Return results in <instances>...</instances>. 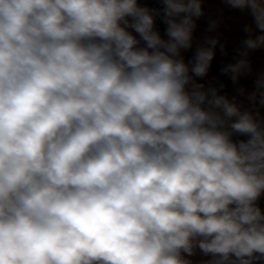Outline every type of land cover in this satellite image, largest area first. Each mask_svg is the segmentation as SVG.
<instances>
[{
  "label": "clouds",
  "instance_id": "obj_1",
  "mask_svg": "<svg viewBox=\"0 0 264 264\" xmlns=\"http://www.w3.org/2000/svg\"><path fill=\"white\" fill-rule=\"evenodd\" d=\"M159 3L0 0V264L264 261V122L193 84L201 0Z\"/></svg>",
  "mask_w": 264,
  "mask_h": 264
},
{
  "label": "crops",
  "instance_id": "obj_2",
  "mask_svg": "<svg viewBox=\"0 0 264 264\" xmlns=\"http://www.w3.org/2000/svg\"><path fill=\"white\" fill-rule=\"evenodd\" d=\"M141 5L159 9L162 5L159 0H139ZM202 15L194 18L192 48L182 54L185 60L193 57L197 47H208L207 40L215 39L217 45L214 57L207 74L204 77H194L193 84L201 86L200 90L211 98V90L225 97L229 102L236 104L241 111L251 113L258 121L264 122V89L258 83L264 80V47L256 50H245L243 41L248 37L244 31L246 26L253 29V35L260 34L256 29L253 19L247 12L231 8L226 0H201ZM156 27L163 38L166 25L157 18ZM221 46L222 49L221 50ZM241 60L245 67L240 73L234 74L225 71L231 65H236ZM236 75L235 81L232 79ZM193 85H189L191 88ZM247 139V137H234V139ZM259 206L264 212V195L259 200ZM185 258L191 264H207L211 256L204 255L199 249L194 255ZM259 264H264L260 261Z\"/></svg>",
  "mask_w": 264,
  "mask_h": 264
}]
</instances>
